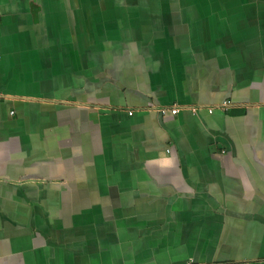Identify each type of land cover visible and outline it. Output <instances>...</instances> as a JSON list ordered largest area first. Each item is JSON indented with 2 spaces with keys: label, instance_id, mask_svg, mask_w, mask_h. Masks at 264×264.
<instances>
[{
  "label": "crops",
  "instance_id": "obj_1",
  "mask_svg": "<svg viewBox=\"0 0 264 264\" xmlns=\"http://www.w3.org/2000/svg\"><path fill=\"white\" fill-rule=\"evenodd\" d=\"M0 96V264H264V0H0Z\"/></svg>",
  "mask_w": 264,
  "mask_h": 264
},
{
  "label": "built area",
  "instance_id": "obj_2",
  "mask_svg": "<svg viewBox=\"0 0 264 264\" xmlns=\"http://www.w3.org/2000/svg\"><path fill=\"white\" fill-rule=\"evenodd\" d=\"M0 99H1V96H0ZM171 112L175 114V113L177 112L176 107H175V108H172V109H171Z\"/></svg>",
  "mask_w": 264,
  "mask_h": 264
},
{
  "label": "rangeland",
  "instance_id": "obj_3",
  "mask_svg": "<svg viewBox=\"0 0 264 264\" xmlns=\"http://www.w3.org/2000/svg\"><path fill=\"white\" fill-rule=\"evenodd\" d=\"M175 24H177V23H175V22L172 23V25H175ZM96 219H99V217H96Z\"/></svg>",
  "mask_w": 264,
  "mask_h": 264
}]
</instances>
